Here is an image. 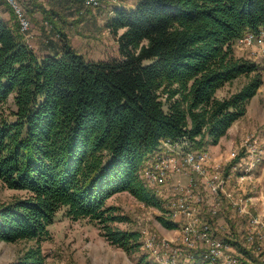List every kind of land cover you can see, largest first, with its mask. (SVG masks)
I'll use <instances>...</instances> for the list:
<instances>
[{
    "label": "trees",
    "instance_id": "trees-1",
    "mask_svg": "<svg viewBox=\"0 0 264 264\" xmlns=\"http://www.w3.org/2000/svg\"><path fill=\"white\" fill-rule=\"evenodd\" d=\"M7 3L14 20L0 12V103L14 93L15 107L0 106V178L28 193L0 204V238L38 241L6 264H54L39 239L61 207L72 217L89 216L132 253L140 231L111 223L127 214L108 197L129 190L163 207L141 174L142 165L162 153L161 139H187L201 151L246 113L264 81L263 66L237 54L235 44L248 30H264V0L116 5L105 25L120 54L100 59L87 57L67 37L54 50L38 52ZM242 74L248 78L240 87L217 93ZM205 212L211 234L250 253L236 228L223 231L216 213ZM159 217L166 226L177 225ZM139 257L151 264L144 253ZM195 258L194 264L207 260L201 248Z\"/></svg>",
    "mask_w": 264,
    "mask_h": 264
},
{
    "label": "rangeland",
    "instance_id": "rangeland-1",
    "mask_svg": "<svg viewBox=\"0 0 264 264\" xmlns=\"http://www.w3.org/2000/svg\"><path fill=\"white\" fill-rule=\"evenodd\" d=\"M22 1L25 12L31 21V25L28 28V36L26 37L32 44H36L40 50L47 46L54 50L57 43L62 41V37H67L79 51L92 59L109 58L120 54L117 37L105 25V21L110 16L109 14L114 11L116 5L129 6L134 4V0H103L97 5L86 4L83 0H80V2L76 0ZM0 3L4 4V1ZM3 4L1 5L2 10L5 7H7L6 9L9 8L8 5ZM121 30L122 28L119 29V31ZM260 36L261 39L256 38L253 43H242L237 39L235 52L250 56L264 66V34H259L258 38ZM247 78L248 76L245 74L235 77L220 87L217 93L224 95L235 90ZM13 94L10 93L7 99L0 103V106L6 110L14 108ZM263 98V91H260L253 104L259 105L264 100ZM262 106V119L259 123L251 122L249 117H245L240 121V125L245 124L249 125V127L244 131L243 136L238 139L236 146L220 161L222 163L226 162L227 165V163L231 162L232 157L236 155H238V158L233 163L239 161L242 158L241 156L247 153V147L243 145L244 137L249 133L245 138L249 139L253 134L256 139L253 143V150L248 151V163L250 167L253 166V181L257 185H253V190H249V192L258 190V193L262 192V189L264 193V104ZM214 143L210 142L206 147L211 150ZM208 148L198 150L204 151L205 158L213 159V152ZM181 151L182 147L173 146V149H165V152L161 151L162 153H158L157 156L150 159L146 163V165L148 164L147 166L143 164L141 174L144 179L146 181L148 179L151 182L150 178L146 176L148 169L154 165V162L164 160L165 155L174 156V152ZM233 163H229V171H231ZM244 168V165H239L236 173L244 172ZM228 170L225 174V182H221L222 194L217 195L216 201L220 199V204H222L223 198H228L232 204H236L237 215L235 217L238 218L236 222L239 225H235L234 217L232 214L229 215L227 208L225 211H220V213H218V210V212H213L208 202L204 211H211L213 214L216 213L217 218H222V223L218 224L223 231L229 232L236 228L241 245L249 248L251 255L231 245L227 247V252L235 254L240 261L241 259L248 261H242V264H264V238L250 241L247 237V221L240 214V210L247 211V206L245 207V204L241 205L240 201L242 200L240 197L243 191L240 190L241 187H238L243 186L241 184L249 185L248 179L250 177L248 175L241 178L240 175H237L238 177L235 175L230 177V174L227 173ZM180 175L183 176L184 180L187 178V173L184 171ZM215 177H223V170H215ZM229 178H232L233 181ZM175 182V179H172L168 183L166 191L171 193L174 190ZM202 184L209 191L208 183L200 182V187ZM151 186L161 197L163 207L148 204L137 198L129 190L116 191L107 199L108 203L119 206L118 211L127 214V218L112 220V224L135 228L140 231L141 243L132 253L128 252L123 246L110 241L101 232L100 224L89 216L72 217L66 214L64 207H61L57 210L53 221L49 223L48 233L39 239V243L46 253L47 261L54 264H144L139 257L144 253L151 264H194L195 255L200 247H188L189 245H186L185 239H190L191 231H197V223H189L186 228L184 219L181 217V208L173 205L169 192H162L161 187H154V184ZM27 193L28 191L25 188L11 187L0 178V204ZM256 198L258 199L259 197L257 196ZM239 205H241L242 209ZM188 206L191 209H198L197 200L189 199ZM197 213L199 212L197 211ZM161 214L176 221L177 225L173 227L166 226L159 217ZM198 220H200L199 217ZM251 222L252 227L249 231H257L260 235H264V222L258 215H254V220H252L251 216ZM210 237L219 239V242H226L221 236L211 234V232ZM167 240L170 242L168 246ZM37 241L36 238H20L17 240L0 238V264H6L16 259L27 246L35 244ZM158 241H160V244H157ZM170 245L178 246L181 251H168L171 248ZM202 254L207 260L204 259L199 264H223L221 253L219 252Z\"/></svg>",
    "mask_w": 264,
    "mask_h": 264
},
{
    "label": "built area",
    "instance_id": "built-area-1",
    "mask_svg": "<svg viewBox=\"0 0 264 264\" xmlns=\"http://www.w3.org/2000/svg\"><path fill=\"white\" fill-rule=\"evenodd\" d=\"M7 1L13 6L20 22V27L28 36V28L31 25V21L25 12L24 5L21 0ZM83 1L86 4L97 5L103 0ZM259 34H264V31L256 33L248 30L238 37V41L253 43ZM259 39H261V36ZM253 143L254 136L252 135L248 142H243V145L247 147V150H253ZM173 145H182V152H174V156L165 155L164 160L154 162V165L148 169L147 176L156 187H161L162 190H166L168 183L175 179L174 190L171 193L169 191L170 198L176 206H180L181 217L184 218L185 226H188V222H197V231H191L190 239H185L186 245H189L188 247L190 248L198 246L201 251H220L223 264H242L235 254L227 252V247L230 245L228 242H219V239L210 237L209 221L206 218L205 220H198L197 218V211H204L208 202L213 212L219 210L221 204H216V195L222 193L221 182H225L226 162L222 163L215 159L205 158L204 151L194 152V147L187 144V139L173 140L166 137L161 139L158 148L165 151V148H173ZM216 169H223V177H215ZM183 171L187 173L185 180L180 175ZM200 181H208L209 191H201ZM188 199H196L199 202V209H191L188 206ZM233 205L236 204L233 203ZM252 219L254 220V215H252ZM247 237L250 241H254L255 239L264 238V235H260L257 231H248ZM158 244H160V241H158ZM169 244L170 242L167 240V246ZM170 247L168 251H181L178 246L170 245Z\"/></svg>",
    "mask_w": 264,
    "mask_h": 264
},
{
    "label": "crops",
    "instance_id": "crops-1",
    "mask_svg": "<svg viewBox=\"0 0 264 264\" xmlns=\"http://www.w3.org/2000/svg\"><path fill=\"white\" fill-rule=\"evenodd\" d=\"M4 1V4L3 3H0V12L1 14L6 18L8 19L9 21H13L14 20V15H13V12L11 10V7L9 6V4L7 3L6 0H2ZM28 1V0H27ZM136 0H134L135 2ZM22 4H23V1L21 0ZM8 5V9H6L7 7H5L3 10L1 8V5ZM24 5V4H23ZM111 11V10H110ZM114 11H112L109 15L113 14ZM259 39V38H257ZM32 43V42H31ZM35 49L38 50V52H49L50 50V47L47 46L46 48L40 50L39 47L36 46V44H32ZM260 91H263V95H264V82L261 83V85L258 87L257 91L254 93V95L250 98L249 102H248V107H247V111L245 114H243L242 116L238 117L230 126L229 128L227 129V131L220 136L219 140L217 142H215L211 148L212 152H213V159L217 160L218 162L222 161L221 159H223L225 156L228 155V152L236 146V144L238 143V139L240 137L243 136L244 134V131L249 127V125H240V121L242 119H244L245 117H249L250 118V121L251 122H258L261 121L262 119V113H261V109L263 108V104H264V100L262 102L259 103V105H254L253 102L255 101L258 93ZM264 99V98H263ZM239 122V123H238ZM238 123V124H237ZM242 123V122H241ZM248 134H246V136H248ZM253 135V134H252ZM246 136L244 137V140L243 142H248L249 139H245ZM256 139V137H254ZM247 140V141H246ZM257 144V143H256ZM209 149V148H208ZM210 150V149H209ZM210 150V151H211ZM247 153L246 155L244 156H241L242 158L233 163L232 166H231V171L228 170L227 173L230 174V177L232 175H240V178L245 176V175H248L250 178L248 179L249 181V185H244V184H241L243 186H239L238 188H240L241 191H243V193H241V205L245 204V207L247 206V211H242L240 210V214L243 215L244 219L247 221L246 224H248V231L250 230V228L252 227V222H251V216L252 215H258V217L264 222V193H263V189L261 190L262 192L258 193V190H256L255 188V192H249V190H253V185H257V183L255 181H253V176H254V169H253V166L250 167L249 166V163H248V150H246ZM182 152V151H181ZM233 153H235L233 151ZM149 162V161H148ZM259 164V163H258ZM239 165H244L246 169L244 172L240 173V174H237V169H238V166ZM255 166V165H254ZM255 168V167H254ZM252 170V171H251ZM238 177V176H237ZM256 177H259V176H256ZM234 178V177H233ZM230 179V178H229ZM236 179V178H235ZM232 180V178L230 179ZM238 180V179H237ZM229 181V180H228ZM233 181V180H232ZM232 188V187H231ZM243 188V189H242ZM201 191H207V187H205V185H201L200 187ZM258 189V188H257ZM230 190V189H229ZM259 197L258 199L256 197ZM222 197V196H221ZM239 198V199H240ZM238 200V199H237ZM217 204H220V199H218L216 201ZM241 205H239V207L242 209ZM238 207V206H237ZM238 207V208H239ZM205 208V207H204ZM227 208V210H229V215L232 214V216L234 217L233 219L235 220V225H239L237 224L236 220L238 221V218L235 217L237 215V208L235 205H233L229 200L228 198H223V201H222V204L219 208V212L220 211H225V209ZM217 213V214H218ZM198 217L200 220H205V211L203 212H199L198 213ZM218 220V223H222V218L219 217L217 218ZM230 221V220H229ZM241 222V221H240ZM242 223V222H241ZM189 224V223H188ZM187 228V227H186ZM248 233V232H247ZM262 239V238H260ZM232 247L235 246L234 244L232 243H229ZM229 245V246H230Z\"/></svg>",
    "mask_w": 264,
    "mask_h": 264
},
{
    "label": "bare ground",
    "instance_id": "bare-ground-1",
    "mask_svg": "<svg viewBox=\"0 0 264 264\" xmlns=\"http://www.w3.org/2000/svg\"><path fill=\"white\" fill-rule=\"evenodd\" d=\"M254 140H255V138H254ZM173 146H180V147H182V145H173ZM159 149V148H158ZM165 149H173V148H165ZM160 150V149H159ZM160 151H163V150H160ZM248 151H252V150H248ZM163 152H165V151H163ZM205 156V155H204ZM216 170H223V169H216ZM226 174V173H225ZM225 174H224V178H225ZM147 178H149L148 176H146ZM151 180V179H150ZM200 182H207L208 183V181H200ZM153 184V183H152ZM208 185H209V183H208ZM154 187H155V185H154ZM162 192H169V191H166V190H162ZM218 194H222V193H218ZM217 194V195H218ZM217 195H216V197H217ZM189 200V199H188ZM172 203H173V201H172ZM173 205L174 206H176L174 203H173ZM176 207H180V206H176ZM198 209H199V202H198ZM198 212H203V211H198ZM197 218H198V213H197ZM184 219V218H183ZM253 220V219H252ZM188 223H197V222H188ZM185 227H188V226H185ZM209 235H210V228H209ZM190 237H191V232H190ZM157 244H158V242H157ZM202 253H212V252H219V253H221L220 251H212V252H210V251H201ZM186 254V253H185Z\"/></svg>",
    "mask_w": 264,
    "mask_h": 264
}]
</instances>
